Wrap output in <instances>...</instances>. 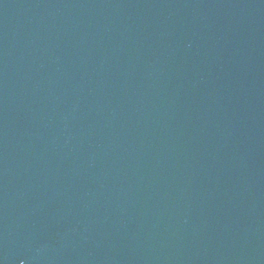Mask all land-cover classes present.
<instances>
[{
	"label": "water",
	"instance_id": "95a60500",
	"mask_svg": "<svg viewBox=\"0 0 264 264\" xmlns=\"http://www.w3.org/2000/svg\"><path fill=\"white\" fill-rule=\"evenodd\" d=\"M0 264H264V0H0Z\"/></svg>",
	"mask_w": 264,
	"mask_h": 264
}]
</instances>
